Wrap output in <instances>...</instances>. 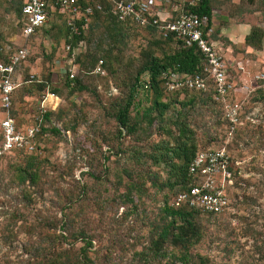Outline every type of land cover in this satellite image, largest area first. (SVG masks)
I'll return each mask as SVG.
<instances>
[{
	"label": "rangeland",
	"instance_id": "1",
	"mask_svg": "<svg viewBox=\"0 0 264 264\" xmlns=\"http://www.w3.org/2000/svg\"><path fill=\"white\" fill-rule=\"evenodd\" d=\"M238 1L228 0L235 6L231 7L227 0H214L212 20L216 28L223 27L228 22L226 13L234 17L246 11L252 26L263 30L259 50L214 35L228 47L225 58L233 60L232 75L238 87L243 84L247 89L241 116L245 124L230 128L209 102L196 101L182 110L196 148L224 147L232 161L233 183L226 188L229 209L215 216L200 213L199 221L229 222L235 228L242 224L238 216L246 213L249 220L264 226V0ZM17 2L0 0V48L26 45L28 54L18 70L21 80L30 74L36 80L49 77V87L56 89L59 102L44 126H54L60 133L46 130L42 138L36 137V148L30 154L15 152L0 159V262L142 264L137 252L146 250L148 239L162 223L163 199L169 200L177 187L164 185L167 170L162 163H153L150 147L162 138L171 142L161 127L175 134L172 107L179 108V104L165 110L161 127L152 111L151 124L142 119L134 133L122 131L120 137L111 114L125 97L136 70L151 56L171 52L174 45L145 28L108 36V22L100 17L84 27L83 39L73 48L79 61L70 67L74 66L86 89L71 90L64 83L70 55L65 54L61 32L43 28L24 40L12 8ZM88 53L103 58V74L91 71ZM30 84L21 81L11 113L18 126L33 123L39 129L37 93ZM171 97L165 95L161 100ZM150 98H141L138 107H148ZM247 113L250 120L245 118ZM28 157L34 158L31 170L35 169L36 178L32 182L20 180ZM248 198L250 203L244 204ZM82 250L90 263L82 259ZM197 250L208 252L206 241ZM215 260L219 262L218 257Z\"/></svg>",
	"mask_w": 264,
	"mask_h": 264
},
{
	"label": "trees",
	"instance_id": "2",
	"mask_svg": "<svg viewBox=\"0 0 264 264\" xmlns=\"http://www.w3.org/2000/svg\"><path fill=\"white\" fill-rule=\"evenodd\" d=\"M213 1L214 0H199L195 5L189 7V11L196 13L198 16L206 17L209 20L211 9L213 8ZM252 1L253 0H246V3L251 4ZM21 3L22 0H20V3L17 2L15 6H12L14 12L17 14L16 26L18 32L20 31L21 26ZM227 4L231 7H235L234 4H231L230 2ZM237 5L239 7L240 4ZM110 6L111 4L109 2L104 1L102 9L94 10L84 24L83 22H79L81 27L76 35L70 33L62 23H52L48 28L43 30L54 29L55 32H61L63 36V44L69 45L70 49H73L78 42L83 39L85 31L84 27L102 17L108 22V24H106L108 36L121 33L126 29L145 28L151 32H155L162 42L166 44L173 43L174 45L171 52L162 54L161 57L151 56L136 70L125 97L115 104L114 110L111 114V117L117 123V134L118 137H120L122 131L127 135L134 133L137 130L139 121L142 119L145 120L148 125L151 124L154 120V116L151 115L152 111L155 112V117L160 121L159 126L161 127V123L164 121L163 114L165 110L175 102L179 104V108L172 107L174 111L171 115V122L174 124L175 134L172 135L170 130L161 127V129L168 133L171 142L169 139L162 138L150 147L152 150L150 157L153 163H162L167 170V179L164 185H166L168 189H172L175 186L177 187L172 192L169 200L167 198L163 199L160 208L162 223L155 228L152 236L148 239L145 246L146 250H140L137 252L138 259L142 264L152 262H160L162 264H264V226L262 223H257L254 219L249 220L247 213L238 216L240 222L242 221V224L235 228L230 225L228 226V224H230L229 222H226L225 224L219 222L202 224L198 218L200 213L208 216L220 214L201 212L197 209L188 207L185 204H180L177 207L169 204L170 200L176 195V193L188 189L189 186L195 185L198 181V175L195 173H189L187 168L193 154L199 150L214 149L212 147L196 148L192 136L193 133L186 124L182 110L196 101L209 102L217 107L222 123L225 121L222 115V102L220 100L215 101L212 99L213 87L211 84H208L205 90L179 88L172 91H166L163 87L161 77L162 72L173 71L188 74L201 73L203 70V62L200 59L199 53L195 48L180 43L172 34H167L165 36L162 35L152 24L147 23L144 26L137 27L127 22L115 20L109 12ZM214 35L216 34L214 33L210 37H213ZM262 37L263 30L259 26H252L249 32L244 35L243 43L255 50H259L262 45ZM18 46L19 44H15L10 45L9 47L10 49H14ZM4 48L5 46L0 48L1 62L6 60ZM69 54L70 52H67L66 55ZM86 56L92 70L97 65L98 60H101L100 68L102 69L104 64L103 58H97L95 53H88ZM73 59L74 61H79L78 57H76V59L73 57ZM22 63L17 67L16 73H19L18 70ZM75 72L69 76V73L66 71V80L64 83L67 86L71 85V90L75 89L80 91L86 89V86L76 77ZM144 75L147 76L146 87L142 86V76ZM21 81L22 83H32L30 86L34 87L37 94L43 89H47L57 95L56 89L49 87L50 79L48 76L38 80L32 79L31 81H28V79H24L23 81L22 79ZM19 85L14 89L10 98V116H12L11 112L14 110L13 95ZM30 91V88L26 90V92ZM180 94L182 95L181 100L177 101L176 97ZM140 95H142L141 98L144 99L151 97L148 107H138L139 103L142 101L139 97ZM165 95H171L172 99L170 98L167 101H162L161 97H164ZM244 100L242 101V104ZM132 109L135 111L134 114L130 116V111ZM53 111L54 110H47L40 113L37 110L41 125L34 136L35 140L36 137L38 140L42 138L46 130L55 134L60 133L59 129L54 126L48 128H45L44 126ZM242 115L243 112L239 117L238 126H243L245 124L243 119H241ZM105 159L106 157H104V160ZM33 161L34 158L28 157L25 168H22L21 170V181L27 178L32 182L36 178L35 169L31 170L33 167ZM131 190H133L132 186L129 188L128 193H130ZM126 199L129 201L128 198ZM246 200L248 201H244V204L250 203L249 198ZM75 237H78V235H75ZM205 241L209 251L201 253L197 248H199L201 243ZM81 257L84 261L90 263L84 250L81 251ZM216 257L219 258V262L215 260Z\"/></svg>",
	"mask_w": 264,
	"mask_h": 264
},
{
	"label": "built area",
	"instance_id": "3",
	"mask_svg": "<svg viewBox=\"0 0 264 264\" xmlns=\"http://www.w3.org/2000/svg\"><path fill=\"white\" fill-rule=\"evenodd\" d=\"M104 1L111 4V16L120 22L134 26L154 25L162 35L172 34L180 43L193 47L203 62L201 73L162 72V84L166 91L179 88L205 90L208 84L213 87L212 99L222 102V115L230 128L238 124L241 113H244L242 101L245 99V86L234 80L232 75L233 60L225 58V48L212 36L213 20L198 16L189 11V7L199 0H162L171 3L174 15L160 17L151 0H22L20 6V36L25 40L52 23H62L68 31L76 35L80 30L79 22L88 20L94 10L102 9ZM184 6V8H183ZM209 22V23H208ZM80 44V42H78ZM67 58L66 71L71 76L75 72L73 49L65 45ZM6 60L0 61V158L10 153L30 154L36 148L34 136L38 131L36 124L26 127L18 126L9 114L11 95L20 84L16 69L24 62L28 54L26 45L10 49L4 48ZM101 60L92 70L102 74ZM240 69L241 66H238ZM263 76V75H262ZM264 77V76H263ZM142 86L146 87L147 76H142ZM33 79L29 75L28 81ZM37 110L42 113L55 110L59 98L54 93L43 89L36 96ZM245 118L250 120L249 113ZM39 120V117L37 118ZM232 161L224 147L196 151L188 163V172L195 173L198 181L188 189L179 191L169 204L177 207L185 204L201 212L221 214L229 209L227 186L232 185Z\"/></svg>",
	"mask_w": 264,
	"mask_h": 264
},
{
	"label": "crops",
	"instance_id": "4",
	"mask_svg": "<svg viewBox=\"0 0 264 264\" xmlns=\"http://www.w3.org/2000/svg\"><path fill=\"white\" fill-rule=\"evenodd\" d=\"M232 1V0H230ZM238 0H236L237 2ZM151 2L153 3L155 12L160 16V17H169L171 15H174L176 12L173 9V6H171V3H166L165 1L162 0H151ZM246 11L242 12L241 14L244 15L243 17H241L240 15H236L233 17V15H229L227 14L228 17V22L226 25H224L223 27H219L216 28L215 26V21H213V25L211 26L212 28V33L216 34L217 36L221 35L225 38H227V40L231 43V44H243V38L244 35L247 34L250 30V28L252 27V24L249 22L247 15L245 13ZM255 13V12H254ZM211 15L213 16V12L211 9ZM215 26V27H214ZM216 29H218V34L216 33ZM212 38L220 41L219 39H217L218 37L215 38V36H213ZM263 39V37H262ZM223 45V47L225 48V50L228 49L227 46H225L223 44L222 41H220ZM247 48H251L250 46H247Z\"/></svg>",
	"mask_w": 264,
	"mask_h": 264
}]
</instances>
